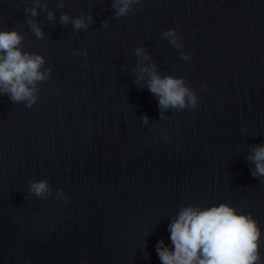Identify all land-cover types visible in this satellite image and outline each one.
<instances>
[{
	"label": "water",
	"instance_id": "water-1",
	"mask_svg": "<svg viewBox=\"0 0 264 264\" xmlns=\"http://www.w3.org/2000/svg\"><path fill=\"white\" fill-rule=\"evenodd\" d=\"M48 4L55 19L35 17L41 40L26 0H0V28L52 68L32 107L0 94V264H161L156 244L172 246L180 209L220 203L256 219L264 261V178L247 160L264 144V0H141L123 17L112 0ZM62 12L93 21L76 30ZM170 28L182 50L162 37ZM137 46L162 75L185 78L195 110L160 117L147 77L134 83ZM33 179L52 195L31 194Z\"/></svg>",
	"mask_w": 264,
	"mask_h": 264
},
{
	"label": "clouds",
	"instance_id": "clouds-1",
	"mask_svg": "<svg viewBox=\"0 0 264 264\" xmlns=\"http://www.w3.org/2000/svg\"><path fill=\"white\" fill-rule=\"evenodd\" d=\"M25 14H30L26 23L34 35L43 40L45 32L35 19L40 11L47 12V19H55V11L49 9L48 0H26ZM141 0H112L115 17L126 16L133 6ZM65 0H56L57 9H63ZM62 25L72 24L76 30H87L93 21L92 14H81L70 17L61 13ZM102 26L107 28L108 22ZM170 44L183 49L181 38L176 28H170L162 33ZM24 35L18 29L0 28V94H5L13 103H24L32 107L39 99V84L51 78L52 68H45L46 58L37 52L26 51L22 46ZM137 64L134 83L139 86L147 77L148 90L158 98L160 117L167 119L165 112L169 109L179 111L185 108L195 110L199 105L196 91L190 88L184 77L171 74L162 75L156 63L143 46L133 49ZM77 55L87 56L86 51H78ZM185 61L191 55L180 52ZM87 67V60L84 61ZM206 88L205 86H202ZM148 124L149 117L145 114L141 119ZM168 139V135L165 134ZM253 177L264 178V144L251 146L247 156ZM29 192L39 198L52 195V188L46 179H33ZM57 198L66 199L63 189L55 192ZM172 246L160 239L156 244V252L161 264H264L261 260L260 239L261 228L251 213L238 212L228 203H220L210 207H200L190 204L180 209L168 225Z\"/></svg>",
	"mask_w": 264,
	"mask_h": 264
}]
</instances>
